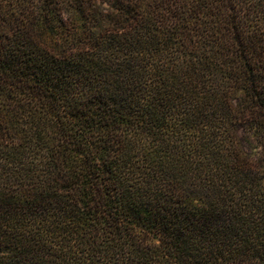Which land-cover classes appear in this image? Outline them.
I'll return each mask as SVG.
<instances>
[{
    "label": "trees",
    "instance_id": "16d2710c",
    "mask_svg": "<svg viewBox=\"0 0 264 264\" xmlns=\"http://www.w3.org/2000/svg\"><path fill=\"white\" fill-rule=\"evenodd\" d=\"M0 264H264V0H0Z\"/></svg>",
    "mask_w": 264,
    "mask_h": 264
}]
</instances>
